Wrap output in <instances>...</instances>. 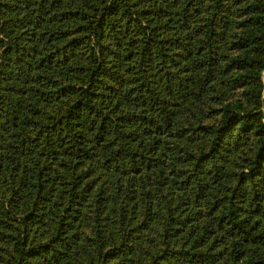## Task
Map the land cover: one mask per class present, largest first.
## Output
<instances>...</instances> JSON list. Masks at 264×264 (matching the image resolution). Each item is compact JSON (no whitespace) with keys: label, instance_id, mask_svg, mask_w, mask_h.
<instances>
[{"label":"trees","instance_id":"16d2710c","mask_svg":"<svg viewBox=\"0 0 264 264\" xmlns=\"http://www.w3.org/2000/svg\"><path fill=\"white\" fill-rule=\"evenodd\" d=\"M0 264H264V0H0Z\"/></svg>","mask_w":264,"mask_h":264}]
</instances>
